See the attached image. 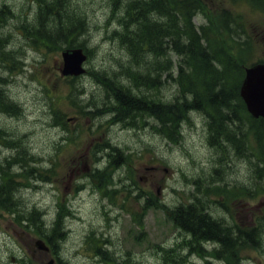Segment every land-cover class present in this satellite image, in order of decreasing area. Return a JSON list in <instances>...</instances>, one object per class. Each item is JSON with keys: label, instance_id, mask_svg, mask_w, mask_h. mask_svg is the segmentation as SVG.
<instances>
[{"label": "rangeland", "instance_id": "374dc122", "mask_svg": "<svg viewBox=\"0 0 264 264\" xmlns=\"http://www.w3.org/2000/svg\"><path fill=\"white\" fill-rule=\"evenodd\" d=\"M215 1L221 2L225 6L228 4L227 0H213V3ZM4 4L10 5L15 10L16 16L11 17L3 24L0 33L7 35L9 43L7 49L20 50L18 56H22L21 53H23L22 59L28 63L29 67L23 69L20 64H15L10 65L12 68H8L7 71L2 69L3 67L0 68V72L6 77L8 94L19 105V111L13 113L6 112L0 107L2 136L12 142L11 146L0 142V166L3 167L7 157L17 155L18 150L21 155L25 153L24 162H22V156L21 158L17 157L18 161L10 163L9 166L11 170L23 171L29 175V177H23V173H21L20 180H24L25 184H20L17 188L15 206L27 216L34 208L40 210L47 225L52 224L57 214V195L67 196L66 200L72 211L63 221L67 232L61 238L60 254L55 255L70 260L71 264H109L103 255H96L94 251L88 249L92 237L96 236L103 237V240L109 239L106 248H109L114 254L111 257L117 258V264H167L165 259L175 260L176 264H228L225 259L215 257L209 249L198 251L189 257V251L187 249L182 251L184 248H180L181 244L179 248L176 244V241L182 240V238L168 213L155 205L149 210L144 208L143 213V199L135 188H132L131 191L136 193L132 194H119L118 191V199L113 202L114 199L103 198L98 193H94L92 184H85L82 192L70 195V199H68L64 181H66L69 171L76 169L81 160H91L89 153L91 150H85L90 131L85 129L83 133L78 134L75 143L65 142L63 149H56L54 144L63 133L60 127L52 124L58 122L55 120L58 118L57 116L62 118L67 113L73 115L76 111V108L67 105L70 104V94H67L68 83L61 80V77L56 73L58 65L61 64V56L55 53L45 54L41 50L24 45L20 27L27 19L33 21L32 16L35 12L33 2L31 3L30 0H0V6ZM70 4L80 14L86 15L88 29L81 37L90 38L87 46L92 48V54L86 63L87 66L92 68L113 65L117 55L128 54L129 46L123 44L119 37L113 36L111 39L106 31L107 27L115 28L114 30L118 31L122 30V28H116L119 27L118 23L109 17L110 0H70ZM235 8L245 12L243 20L251 34L259 35L264 32V14L254 13L243 5L235 6ZM203 21L201 14L195 16L197 24ZM260 41L264 42L261 39L255 41L253 54L248 59L257 60L264 56V43L261 44ZM221 45L218 43L216 47ZM18 56L11 55V59ZM8 70L11 71L8 72ZM90 78L93 77L86 78V89L88 92L94 91V104H101L100 98L104 96L102 87L95 85ZM77 85L80 84L77 83ZM119 88L121 87L119 86ZM176 89L173 84L169 83L162 87L160 94L154 90L153 95L172 98L173 94H180ZM106 91L111 93L109 88ZM3 98L6 99L4 95ZM76 98L80 99L79 94H76ZM103 103L106 104L105 100ZM107 103L112 104L113 100L109 99ZM79 118L82 119L84 128H87V125L97 128L99 124L97 121H87L81 116ZM76 121L77 119H73L71 126L77 127V124L74 125ZM199 124L193 125L192 122L185 121L181 127L180 142L178 143L163 139L154 129L140 131L138 128H127L121 124L115 126L110 132V138L113 143L118 145L120 143L129 147L130 151H135L129 162L136 177L138 174L146 176L144 167L147 164L144 166V163H160L159 159L162 156L170 166V170L163 174V178H160L162 174H157L147 181L143 180L144 183H141V186L148 190L153 182L157 183L160 185L158 199L172 205L183 199L184 196H188L184 195L185 189H193L190 179H194L198 174L209 172L213 165L212 162L208 163L210 158L214 159L218 166L221 164V161L217 160L219 151L205 143L204 136L206 134ZM102 131L107 133L108 129L97 128L95 136H99ZM84 150V154L80 155ZM221 155L222 153L220 157ZM244 159L236 157L234 165L221 170L216 175L220 179H227L232 184H239L235 196L226 200V206L218 204L220 208L218 211L229 222L235 221L241 223L242 226L247 224L260 226L261 231L258 236L260 245L250 247L245 244L241 247L239 256L242 259V264H264V195L257 193L254 197H249L244 193L247 188L246 183H249L252 178L249 165ZM34 160H39V174L43 177L42 181L37 180V174H30V172H35V170H30L31 166L35 167ZM224 163L226 160L222 164ZM38 166L36 170H38ZM46 167H51L52 179L48 175L51 172H43L42 169ZM88 168L87 165L85 167L83 165L82 171H86ZM209 174L215 176L213 170ZM118 176L119 173L114 176V179L117 180ZM79 177L80 175L75 173V178ZM7 179L8 177L3 178L0 173V182H7ZM201 183L196 181L197 187H202ZM73 186L76 185L73 184ZM210 196L214 200L210 202L208 209L214 211L217 207L213 202L219 198V195L210 194ZM158 199L154 198V201ZM261 202L262 205H260ZM202 203L205 206L206 200L204 199ZM140 213L143 215L140 216ZM142 216L144 218L143 225L136 224L135 219H142ZM12 218L8 213H4L0 217V264H24L25 254H28V259L33 260L35 264H46L51 259L50 254L48 255L46 251H41L38 248L35 256L32 255L33 240L38 237L33 231L34 226L33 228L26 226L24 231L23 225L15 224ZM93 231L94 233H92ZM55 232L52 231L54 234ZM158 244L168 247L172 245L173 247L164 248L161 251L157 249ZM179 253L181 256H178ZM162 255L165 256L164 259Z\"/></svg>", "mask_w": 264, "mask_h": 264}, {"label": "trees", "instance_id": "16d2710c", "mask_svg": "<svg viewBox=\"0 0 264 264\" xmlns=\"http://www.w3.org/2000/svg\"><path fill=\"white\" fill-rule=\"evenodd\" d=\"M241 1L247 2L258 10H264V0ZM40 6L38 22L33 31L36 38L40 40L38 42L41 43L43 39L47 41H45L47 44L50 43V46H54L53 42L73 45L82 28L80 15L76 8L72 7L68 0H41ZM201 9L207 15L210 24L199 30L192 17L196 11ZM7 12L5 7L0 8V24L5 20ZM127 16L130 18L128 23H131V29H127L126 33L122 34V42L127 46L130 44L131 51H129L136 61L147 65L149 74L146 76L150 78V86L153 85H151V81L154 83V80H157L158 70L160 68L167 69L171 65V59L167 57L166 52L162 51L166 50V43L171 42L172 48L184 56L183 64H179H182L181 67L184 69L179 72L180 78L174 79L181 89L180 95L176 97L175 101H167L162 104H157L152 99L151 104H147L146 108L142 109L156 113L160 112L158 109L163 106L165 109L164 119H162L164 120L165 133L172 140L179 141V124L186 118L187 107L190 106L187 104L203 108L208 114L209 134L215 141L214 146L224 148L223 153L226 151L225 149L234 147L238 154L244 155L245 161L249 165L252 178L250 184L246 183L247 188L244 193L249 197H254L257 193L264 195V118L251 116L239 94L243 76L241 65L246 63L244 54L253 52V41L248 40L244 42L243 46L241 45L243 43H228V41L227 47L208 46L211 41V44L226 43L214 35H225L229 29L228 26L225 27L215 21L216 17L206 0H128ZM202 33L212 35L210 38L207 37L208 43L205 39L202 40ZM73 40L74 43H71ZM42 43L46 45L44 42ZM145 43L149 44V48L153 52L148 61H145L144 55L139 54L143 51ZM233 44L237 48L240 47L237 49L238 51L235 49L234 54ZM1 47L3 44L0 40ZM226 49L229 52L223 55L218 54V51ZM161 54H165L166 57L161 59ZM0 58L3 57L0 56ZM187 67H190L191 70H188ZM141 73L131 72L130 74L134 76V80H139L137 75ZM98 78H102L105 83L111 81V78L105 79L99 76ZM186 97H191L190 101L185 100ZM118 98L123 104L119 105L126 110L140 105H132L135 103V99L125 102L122 97ZM238 185L229 181L222 184V182L217 183L212 180L207 184L201 183L202 187H198L199 195L195 193L193 201L190 200L178 207L168 209L175 224L192 234V237L187 240V246L199 244L205 239L213 240L221 244V247H215L211 253L214 256L223 257L228 264H242V259L239 256L241 247L245 244L257 247V243L260 241L258 237L260 230L254 226L243 229L235 221L233 223H236L237 226L229 225L221 217H214L213 212L207 207V201L205 206L202 202L210 194L222 195L225 200H229L235 196ZM242 188L244 189V187ZM0 204L6 208L9 207L6 201H1ZM141 213L140 216L143 215ZM29 220L35 224L40 234L47 237L49 242L53 241L51 239L54 235L47 232L40 212L31 214ZM135 221L139 225H143V216L142 219H135ZM60 228V223L57 222L53 231L62 233ZM52 244L54 248H57L54 241ZM97 248L102 254L108 255V252L102 247ZM198 248H200L199 245L196 249ZM198 251H203V249ZM178 256L181 254L179 253ZM164 258L165 256H163ZM114 261L111 259L110 264H117ZM165 261L167 264H176L175 260L165 259Z\"/></svg>", "mask_w": 264, "mask_h": 264}, {"label": "water", "instance_id": "95a60500", "mask_svg": "<svg viewBox=\"0 0 264 264\" xmlns=\"http://www.w3.org/2000/svg\"><path fill=\"white\" fill-rule=\"evenodd\" d=\"M87 55L82 48L64 52V74H79L84 71L81 66ZM241 96L246 102L248 110L255 115L264 116V63H256L246 68V75L241 85ZM43 246L41 241H38ZM45 248H48L45 246Z\"/></svg>", "mask_w": 264, "mask_h": 264}, {"label": "bare ground", "instance_id": "6f19581e", "mask_svg": "<svg viewBox=\"0 0 264 264\" xmlns=\"http://www.w3.org/2000/svg\"><path fill=\"white\" fill-rule=\"evenodd\" d=\"M14 3V2H13ZM79 19V18H78ZM201 20V19H200ZM3 23V22H2ZM1 23V24H2ZM1 24H0V27H1ZM7 26V25H6ZM3 30V29H2ZM174 31V30H173ZM0 40H1V43L3 44V47H1L0 49L1 50H3V49H5V47H7V45H8V39H7V35H4V34H2V33H0ZM54 46L55 45H58V44H60V43H58V42H53L52 43ZM11 52H8V51H1V53H0V56H2V57H5V58H7L8 60H10L11 59V54H10ZM161 59H163V58H165L166 57V55L165 54H161ZM93 71L94 72H96V73H100L101 72V70H100V68L99 67H94L93 68ZM208 84V83H207ZM136 95V92H135V90H133V89H131V88H124V90H123V92L122 93H120L118 96H117V99L119 100L120 98H118V97H122V99H123V101H127V100H134V97L133 96H135ZM128 103V102H127ZM143 104L145 105L146 104V102H143ZM164 107L163 106H161L159 109H158V111H160V112H156V113H153L152 114V116L150 117V120H142L141 122H140V125L141 126H143V127H145L146 129H154L155 131H159L158 130V128H157V124L158 125H160V126H162L163 127V122H164ZM163 118V119H162ZM214 133V132H213ZM35 219V218H34ZM229 244V243H228ZM221 247V244H219V248ZM245 258V257H244Z\"/></svg>", "mask_w": 264, "mask_h": 264}, {"label": "flooded vegetation", "instance_id": "af4514ba", "mask_svg": "<svg viewBox=\"0 0 264 264\" xmlns=\"http://www.w3.org/2000/svg\"><path fill=\"white\" fill-rule=\"evenodd\" d=\"M92 110H94L93 108H91ZM134 110V109H133ZM144 115V114H143ZM100 119V118H99ZM136 129V128H135ZM138 129L140 130V131H142V130H144V129H146L145 127H138ZM161 137L163 138V139H165V136H164V134H161ZM94 147V148H96V143H95V141H94V139L91 141V143L89 144V146H87L86 147V149H89L90 147ZM90 153V152H89ZM14 159H16L15 157H14ZM16 162V161H15ZM145 172H146V176H144V175H141L140 176V174H138V178H140V180H141V182L142 183H144V181L143 180H148L150 177H152L153 175H157V174H160V171L161 170H166V168L165 167H161V164L160 163H151V164H149V165H146L145 167ZM73 170H72V172H71V174H70V178H69V180H68V185H67V189H70L71 188V186H72V181H71V178H72V176H73ZM122 174H124V176H128V174H127V170H126V167H123V170H122ZM135 174V173H134ZM149 184V183H148ZM153 187H157V188H159L160 187V185H158L157 183H155V182H153L152 184H151ZM14 186H15V184H14ZM140 191L143 193V194H147L148 195V193H149V189L147 190V189H145V188H140ZM17 190H14L13 191V194L14 195H17ZM150 196H148L147 198H149Z\"/></svg>", "mask_w": 264, "mask_h": 264}]
</instances>
